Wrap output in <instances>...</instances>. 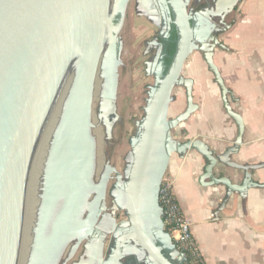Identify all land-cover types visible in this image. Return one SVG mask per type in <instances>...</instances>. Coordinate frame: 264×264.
Returning <instances> with one entry per match:
<instances>
[{"label":"water","instance_id":"1","mask_svg":"<svg viewBox=\"0 0 264 264\" xmlns=\"http://www.w3.org/2000/svg\"><path fill=\"white\" fill-rule=\"evenodd\" d=\"M127 1L0 0V264H16L29 163L43 123L73 61L74 77L67 98L69 114L63 124L65 135L62 142L65 147L58 154L60 158L55 159L57 164L52 175V186L58 188L55 192H59L61 181L66 180L67 184L64 183L69 193L54 236H58L63 224L74 216L85 186L92 189L86 182L91 171L88 131L91 128L92 87L97 71L100 77L102 75L101 57L105 55L108 43L111 45L109 72L113 73V59L118 57L119 44L115 53L116 39L112 35L110 20L114 13L124 9ZM238 1L228 0L227 7L231 9ZM164 3L169 22L175 30V48L164 74L156 78V86L151 90L144 117L139 123V133L122 187L123 209L132 238L153 264H182L177 260H184L183 255L176 251L170 236L164 233L157 202L161 178L171 155L183 157L188 152H195L204 160L197 183L201 187L222 186L225 189L222 207L231 195L244 198L248 190L264 188V183L252 179L253 172L264 168V163L241 165L230 159L242 145L243 122L229 104L228 96L231 94L213 62V54L216 49H225L217 33L228 30L231 25L221 21L223 28L219 29L209 23L211 17L220 15L217 9H206L192 15L187 12L184 0H164ZM103 30L107 33L106 39L102 37ZM193 51L201 53L219 89L222 108L237 129L233 144L219 155L200 140L178 142L171 136V131L197 110L192 98L193 81L181 75ZM175 87L184 89L186 107L181 114L167 120V109ZM100 98L98 113L108 136L114 93L111 90L101 92ZM159 131L164 132L160 145L157 141ZM156 146L161 150L158 159L154 160L148 189L150 208L144 213L141 210L142 193ZM217 165L241 171V180L232 183L225 176H215ZM118 258V245L105 260L99 244L97 252L88 256L86 264H118Z\"/></svg>","mask_w":264,"mask_h":264},{"label":"crops","instance_id":"2","mask_svg":"<svg viewBox=\"0 0 264 264\" xmlns=\"http://www.w3.org/2000/svg\"><path fill=\"white\" fill-rule=\"evenodd\" d=\"M219 41L225 49L214 51L213 62L231 94L229 104L243 122L242 145L230 159L241 165L264 163V0H242L233 24ZM190 79L192 90L198 83L206 90L192 93L201 101L187 119L188 134L183 141L200 140L219 155L233 144L236 126L219 103L207 67ZM204 164L195 152L183 157L173 154L163 175L190 222L204 264H264V188L250 189L244 198L231 195L222 207V186L201 187L197 183ZM214 174L232 183L242 178L241 171L223 165H217ZM252 179L264 183V168L254 171ZM88 256L76 253L71 258L75 264H86Z\"/></svg>","mask_w":264,"mask_h":264},{"label":"rangeland","instance_id":"3","mask_svg":"<svg viewBox=\"0 0 264 264\" xmlns=\"http://www.w3.org/2000/svg\"><path fill=\"white\" fill-rule=\"evenodd\" d=\"M189 7L192 8L191 4ZM238 8L239 5H237V9ZM236 12L228 17L227 24L230 18L233 19V17H235ZM152 20L154 21V19ZM157 31L158 27L152 25L149 20L134 14L131 9H127L124 25L118 34L122 44V51L119 57V66L116 70L113 115L109 120L108 136L105 133V124L103 121L98 138H91L90 128L88 131V146L91 150V171L86 178V182L91 186H94L100 178L105 162L109 164V168L116 167L119 173H122L123 169H125L126 173L130 165L134 141L139 133V123L142 122L144 117L151 90L156 86V79L152 77L151 72L153 68L148 67L147 63L151 64L154 49L149 47V43L156 38L154 35ZM102 34L103 39H106L105 30H103ZM202 68L205 69L206 65L201 53L193 51L187 58L181 75L184 78H190L193 74L200 75ZM211 79L213 81L212 74ZM213 84L215 86V93L221 104L219 89L214 81ZM200 88L205 92V86L201 83L199 87L198 83L195 85V89L192 90V93L193 91L195 94L200 93ZM192 98L195 105H198L199 100L201 101L200 97L197 95L192 94ZM65 101L55 130L50 135V140H47V151L43 157L39 173H37L36 176L35 188L32 189V202L30 206H28L29 222L27 224V234L23 243L22 254L18 253L17 264H35V252L42 247V242L44 240L53 235L55 228H57L56 226L59 225L58 217L65 204L67 194L69 193L65 183V186L60 188L58 193L55 192L58 188L52 186L54 183L52 175L57 164L55 159L60 158L58 154L65 147L64 142H62V138L65 135L63 132V124L69 114L67 99ZM100 102L101 98L98 100L91 99L90 115L94 114L97 119L103 120L98 113ZM185 107V91L183 88L175 87L171 94V102L168 107L166 118L172 119L176 117L185 110ZM186 122L187 121L171 131V135L174 137L175 141L184 142L183 140L188 134L185 128ZM196 122L197 120H195L194 125ZM221 169L222 168H219V171H221ZM230 170L237 171L231 168ZM61 182H66V180ZM86 189L88 190L86 196H89L90 189L88 187H86ZM24 213L25 210L23 214ZM22 218L24 220V217ZM66 227L67 223H64L63 229ZM59 228L60 226H58V229ZM21 242L22 239L19 242L20 245Z\"/></svg>","mask_w":264,"mask_h":264},{"label":"flooded vegetation","instance_id":"4","mask_svg":"<svg viewBox=\"0 0 264 264\" xmlns=\"http://www.w3.org/2000/svg\"><path fill=\"white\" fill-rule=\"evenodd\" d=\"M184 1L187 2V12L192 15L206 9H217L220 15L211 17L209 23L219 29H222L223 26L221 21L227 24L226 22L228 17L237 11V5H240L242 0L238 1L231 9L227 7L228 0ZM190 4L192 8L189 7ZM127 9H131L134 14L149 20L152 25L158 27V31L154 35L156 38L149 43V47L154 49L151 64L147 63L148 67L153 68L151 71L152 77L155 79L161 78L168 66L167 59L171 60L173 55H170V51L173 50L174 53L175 30L169 22V16L166 12L164 0H128L124 9L114 13L110 20L112 35L116 39L113 46L114 52L116 53V47L118 44L119 50L118 57H114L113 59V73L111 74L109 72L111 45L108 43L106 46L105 55L102 57L100 68L102 73L100 77V90L102 93H107L109 90L114 93L116 89V70L119 66V57L122 51V44L119 40L118 34L124 25ZM223 15L225 16L222 18ZM152 19H154V21ZM233 20L234 17L233 19L230 18L228 24L232 25ZM222 33L223 32L217 33L218 39ZM65 96L66 94H64L63 101ZM60 112L61 108L57 113L56 123L58 122ZM163 133V131H159L157 134V141L159 145L162 144ZM172 139L174 140L173 136ZM160 150V147H155L152 155L153 161L150 162V166L147 171V178L144 183V191L142 193L143 200L141 204V210L144 213H147L149 210L148 208H150V204L147 202L150 198L148 189L151 186L152 174L154 172V160L158 159ZM124 182L125 169L122 170V173H119L116 167L109 168V164L105 162L100 178L97 180V183L92 186V189L89 190V196H86V193L88 192L86 187L89 186H85L83 196L79 201V207L74 216L67 223V227L64 228L58 236L52 235L48 239L44 240L42 242L41 250H37L35 252V254L37 253L34 258L35 264H75L71 258L73 255L76 253H88V255H92L94 251L97 252V245L99 244H101L103 257L105 256L104 259L107 258L111 251H113V249H115L118 245L119 264H153L146 253L140 248L137 241L132 238V234L127 226L123 209L122 187ZM150 230L151 229H149V231ZM163 230L164 233H167L164 228ZM153 242L158 245L155 240ZM164 252L162 251V254L166 255ZM174 259L176 260L177 257ZM182 260V258L180 260L178 259L177 262H181L183 264Z\"/></svg>","mask_w":264,"mask_h":264},{"label":"bare ground","instance_id":"5","mask_svg":"<svg viewBox=\"0 0 264 264\" xmlns=\"http://www.w3.org/2000/svg\"><path fill=\"white\" fill-rule=\"evenodd\" d=\"M101 59H102V57H101ZM73 77H74V61H73V63L70 64V66H69V68H68V70H67V72H66V74H65V76L61 82V85L59 87V90L57 92L55 100H54V102L51 106V109L47 115V118L45 119V122L43 123V126L40 130L39 137L36 141V145L34 147V150H33L32 156H31V160L29 163V169L27 171V177H26V182H25V200H24V204H23L24 205L23 212L25 210V213L23 214L24 220L22 219L23 220L22 221L23 226L21 227L22 228L21 229L22 242H21V245L19 244V248H20L19 250L21 252L20 251L18 252L21 254H22L23 243H24V240H25V237L27 234V224L29 222L28 221V206H30V204L32 202L31 201V198L33 196L32 189L35 188L36 176H37V173H39L40 166H41V163L43 161V157L47 151V147H48V145L46 144L47 140L49 139L50 135L54 132V129L56 127L55 116L57 117V113L60 110V108L62 110L61 104L63 101L64 94H66V96L64 98L63 104H64V102H66L65 100L68 98L69 91L71 89L72 82H73ZM100 84H101L100 74H99V71H97L96 78H95V81H94L93 87H92V100L100 99V96H101ZM66 91H67V93H66ZM63 104H62V106H63ZM60 114H61V112H60ZM59 118H60V116H59ZM59 118H58V120H59ZM89 123L91 126V128H90L91 138H94V139L98 138L100 129L102 128L101 125H103L102 120L97 119L94 114H91ZM101 132H102V130H101ZM33 184H34V187H33ZM63 187H64V182L61 184L60 188H63ZM28 201H29V203H28ZM26 249H27V247H26ZM16 264H17V262H16Z\"/></svg>","mask_w":264,"mask_h":264},{"label":"built area","instance_id":"6","mask_svg":"<svg viewBox=\"0 0 264 264\" xmlns=\"http://www.w3.org/2000/svg\"><path fill=\"white\" fill-rule=\"evenodd\" d=\"M157 202L161 209L163 228L169 234L176 251L183 255V264H204L201 250L191 233L190 222L173 195L168 179L163 178L160 182Z\"/></svg>","mask_w":264,"mask_h":264},{"label":"trees","instance_id":"7","mask_svg":"<svg viewBox=\"0 0 264 264\" xmlns=\"http://www.w3.org/2000/svg\"><path fill=\"white\" fill-rule=\"evenodd\" d=\"M171 54H173V50H172V51H170V55H171ZM169 61H170V60H169V59H167V64H169Z\"/></svg>","mask_w":264,"mask_h":264}]
</instances>
